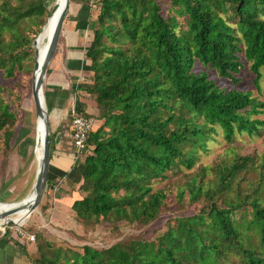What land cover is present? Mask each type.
Listing matches in <instances>:
<instances>
[{"label": "trees", "instance_id": "obj_1", "mask_svg": "<svg viewBox=\"0 0 264 264\" xmlns=\"http://www.w3.org/2000/svg\"><path fill=\"white\" fill-rule=\"evenodd\" d=\"M48 2L0 0V161L22 125L32 42L57 7ZM70 2L96 11L82 89L101 120L86 140L75 221L146 225L165 215V230L107 248L50 247L29 225L30 264H264V150L233 143L264 127V101L240 87L246 73L264 85V0ZM219 139L228 145L204 163ZM60 180L48 175L47 189Z\"/></svg>", "mask_w": 264, "mask_h": 264}, {"label": "rangeland", "instance_id": "obj_2", "mask_svg": "<svg viewBox=\"0 0 264 264\" xmlns=\"http://www.w3.org/2000/svg\"><path fill=\"white\" fill-rule=\"evenodd\" d=\"M58 2L59 0H49L48 7H56ZM78 5L79 3L70 2L69 10L65 16L66 18H64V24L74 15L75 9H77ZM91 12L93 17H95V9H92ZM48 45L49 42L44 44V53ZM32 47L35 48L33 44ZM53 70L54 68L52 69L51 66L44 81L45 98V92L48 90V82L54 72ZM212 76L217 78L219 83L225 85V81L219 79L216 74H213ZM240 87L246 90H251L253 95L259 96V99L264 101L263 82L261 83V91H258L257 87L253 84L252 76L246 73L243 74V82L240 83ZM32 108V99L29 93L25 100L22 125L6 140L9 152L4 160L0 161V205L2 206L13 205V203H16L13 201H19L22 199L30 191L35 179L36 167L32 162L37 155L40 142L37 139L36 121ZM99 113L100 110H97V116H99ZM89 117L93 118L95 129L101 121H97L92 115H89ZM258 117L264 119V112L259 114ZM233 143L239 146L242 153H261L264 150V127L261 128L259 135L255 134L253 137L237 135ZM227 145L228 143L223 139L210 142L208 152L202 156V161L204 163L212 161ZM160 185L161 182L155 184V186ZM53 211L55 212V210L47 208L42 212L39 205L23 225L11 224V226H2L1 224L0 228H3L4 230L8 229L10 232L15 231L20 236H23L30 234L26 232V226L34 225L35 230L38 229L44 234V240L50 247H55L60 244L70 246L89 244L99 248H107L115 242L125 240L132 235H138L145 230L151 232L153 229L154 237L161 235L165 230V215L160 216L158 219L151 221L146 225L125 222H119L116 224L108 223L106 221H100L96 224L85 223L79 225L76 223L72 211L67 212L66 218L63 221V218L53 214ZM23 218L24 215L16 218V220L21 221ZM29 236L33 237V235H28V240L31 242L30 252L36 254L34 240H30Z\"/></svg>", "mask_w": 264, "mask_h": 264}, {"label": "crops", "instance_id": "obj_3", "mask_svg": "<svg viewBox=\"0 0 264 264\" xmlns=\"http://www.w3.org/2000/svg\"><path fill=\"white\" fill-rule=\"evenodd\" d=\"M91 8L79 4L74 15L63 27L59 55L52 65L54 72L48 82L46 107L51 132L52 153L49 177L61 179L59 185L47 189L43 201L53 214L66 218L72 211V202L79 197L77 191L81 183L83 153L76 151L73 145L70 120L74 114L83 112L92 115L97 121V105L94 99L82 87L89 84L88 73L92 66L85 58V52L92 35ZM45 96V95H44ZM0 228V264H30L36 254L30 252L31 242L28 235H19L15 231L5 232Z\"/></svg>", "mask_w": 264, "mask_h": 264}, {"label": "water", "instance_id": "obj_4", "mask_svg": "<svg viewBox=\"0 0 264 264\" xmlns=\"http://www.w3.org/2000/svg\"><path fill=\"white\" fill-rule=\"evenodd\" d=\"M69 6L70 0H61L60 11L56 18L49 45L39 63L37 61V51H35L33 57L34 67L30 80V95L32 99L33 115L36 123H38L39 126L41 125L40 127L42 129L41 131L43 132V141L42 154L38 168L36 170L34 182L31 186L30 191L18 201L19 204L17 205L20 207H25L28 214H31L39 207L47 190V181L51 159V127L44 96V81L47 77V74L49 73L52 64L58 56L64 27V18L67 11L69 10ZM44 25L45 23L43 24L41 31ZM41 31L37 34L34 41L32 42L33 46L38 39ZM16 210L17 209H13L11 211L8 210L0 214V219H4L2 226L14 224L12 216Z\"/></svg>", "mask_w": 264, "mask_h": 264}, {"label": "bare ground", "instance_id": "obj_5", "mask_svg": "<svg viewBox=\"0 0 264 264\" xmlns=\"http://www.w3.org/2000/svg\"><path fill=\"white\" fill-rule=\"evenodd\" d=\"M60 6H61V0H59L58 5H57L56 10L54 11L53 15H51L47 19L48 21H47V23H45V25H44V27L42 29L43 31L40 33L38 39L34 43V47L36 48V51H37V61H38V63L41 61V59H42V57L44 55V47H43L44 44L46 42H50L53 30H54V25H55V22H56V18H57L58 14H59V11H60ZM40 126H39L38 123H36L37 139L40 142V145H39V148H38V151H37V155H36L35 159L32 162V164L35 165L36 170L38 168V165H39V162H40V158H41V154H42L43 132L41 131L42 129H41ZM13 202H17V203L13 204V205H10V206H8V205H3V206L0 205V214L4 213L5 211H8V210L11 211L13 209H17L13 213L12 219L14 220V224L23 225L27 221V219L30 217V215H32V214H28L26 212L25 207L17 206L19 204L18 201H13ZM23 215H24V218L21 221H17L16 220V218H19V217H21ZM3 221H4V219H0V227H1V224L3 223Z\"/></svg>", "mask_w": 264, "mask_h": 264}, {"label": "built area", "instance_id": "obj_6", "mask_svg": "<svg viewBox=\"0 0 264 264\" xmlns=\"http://www.w3.org/2000/svg\"><path fill=\"white\" fill-rule=\"evenodd\" d=\"M73 145L77 152L83 153L86 150L88 133L94 129V120L91 117L81 114H74L70 120ZM30 240H34L29 236Z\"/></svg>", "mask_w": 264, "mask_h": 264}]
</instances>
